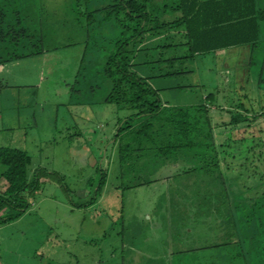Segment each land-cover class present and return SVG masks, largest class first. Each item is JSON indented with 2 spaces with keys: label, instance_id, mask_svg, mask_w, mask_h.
<instances>
[{
  "label": "rangeland",
  "instance_id": "obj_1",
  "mask_svg": "<svg viewBox=\"0 0 264 264\" xmlns=\"http://www.w3.org/2000/svg\"><path fill=\"white\" fill-rule=\"evenodd\" d=\"M40 1L39 8L35 7V2L29 4L33 9L36 8L38 15L35 14V17H38L35 21L39 19L38 23L43 22L45 28L46 23L53 19L61 21L66 17L64 26L65 29L67 28V33L63 43L61 40L57 42L56 31L39 33L37 36L34 34L31 57L36 58L54 47L70 45V47L65 46L62 52L59 50V56L54 59L55 61H51L48 67L42 68L46 74L44 77L48 78L47 72H50L49 82L54 77L55 83H65L74 77L79 64V60H76L77 54L80 51L82 54L85 48V27L79 29L78 25L85 24L86 5L82 0H50L49 3ZM14 15L18 16L16 13ZM35 30L39 31L38 28ZM3 37L5 41H0V52L3 50L6 54L4 47L12 51L14 45L8 41L10 37L4 35ZM262 37L252 56L248 54L246 59L239 55L235 56V60L243 65L250 60L247 68L249 81L245 68L236 67L230 70L228 67L235 64L217 60L214 54L179 61L170 60L174 57H186L189 54L185 48L163 51L160 47L167 42L163 35H152L138 43L134 49L147 50L135 54L132 64L136 65L131 70L141 78H149L148 85L158 91L160 102L166 108H182L204 103L209 91L217 90L212 106L216 110L224 109L226 113L237 97L226 91L231 79L236 86L244 89L248 87L250 90L257 84V76L264 79V29ZM96 39L95 31L87 33L89 43H93ZM66 49L68 50L65 51ZM80 65L85 64L80 62ZM39 69L38 62L34 63L32 70L27 69L29 83H36L34 74ZM162 75L165 76L160 77ZM0 81L3 83L2 86L8 83L7 77L2 76ZM52 87L51 83L40 82L38 89L45 97L43 101L46 107L55 110L53 103L56 101L49 92ZM98 87H94L92 93L84 87L82 96H74L71 103L92 98L93 101L101 102L108 90L102 87L101 83H98ZM12 90L17 91L15 88ZM30 91L36 93L37 89L32 87ZM1 101V104L5 105L2 106L3 108H10L11 103L8 99L1 96ZM17 102L23 103L19 99ZM68 106L69 103L59 106L56 122L53 126L50 125L52 128L46 129L44 133H38V140H49V142L37 148H35L36 144L33 146L28 144L24 150L31 160L28 173L34 171L35 174L44 177L40 179L37 193L27 196L28 210L14 221L0 224V264H157L162 261L166 264H177L170 259V251H177V248L182 249L184 246H186L184 249L194 250H187L188 252L184 253V256L189 258L186 260L188 264H227L231 259L233 264H241V259L247 256L244 248H238L234 252L226 245L216 247L217 244L226 241L213 242L212 237L210 238L211 234L200 238L192 232L188 236L191 238L190 243L177 244L174 242L176 233H173L172 237L166 236L161 227L166 222L167 227H173L175 223L179 224L180 221H176L174 217L175 187L173 185L179 173L187 171L189 167H197L196 161L191 158L185 160L182 156H170L161 160L143 157L144 160L138 163L139 167L134 171L136 175L134 179L130 177V171H126L120 177L118 164L111 162L115 157L112 150L114 139L103 140L109 134L115 135L120 120L131 112L110 104L91 107L84 105V109L88 107L89 111L76 116L75 111ZM103 106L105 109H101ZM63 112H68L72 120L70 121L69 118L63 120ZM13 122L10 120L9 123L15 125L16 122ZM80 122L94 130L89 133L82 132L78 127L81 125ZM94 124L97 126L95 127ZM256 126L261 130L264 138V123H257ZM80 135H82L81 141L76 149L75 137L78 138ZM140 167H145L142 173L139 171ZM101 170L107 175L106 183L97 200L90 204L95 199V189L100 181ZM46 173L50 174L49 178ZM138 183L144 184L123 189L125 186ZM3 189L4 186L0 187V190ZM261 191L263 190H257L249 195L255 198ZM168 214L170 217L164 221L162 216ZM218 217L221 219L223 213L218 212L215 219H219ZM178 219L180 220V217ZM220 222L222 223V220H219V224ZM221 227L219 225L217 230ZM224 228L222 227L223 231ZM211 233L213 234L214 231ZM252 235V231L247 232L248 238ZM230 242L228 241L227 244ZM244 246L253 250L257 244H252L247 239L244 241ZM144 250L147 254L141 259L138 255H143ZM151 250L153 252L150 254ZM192 254L198 256L197 262ZM180 264L185 263L180 262Z\"/></svg>",
  "mask_w": 264,
  "mask_h": 264
},
{
  "label": "trees",
  "instance_id": "obj_2",
  "mask_svg": "<svg viewBox=\"0 0 264 264\" xmlns=\"http://www.w3.org/2000/svg\"><path fill=\"white\" fill-rule=\"evenodd\" d=\"M82 1L86 6L96 7L90 12L84 9L88 26H107L109 32L99 35L102 38L98 42L86 44L88 57L86 61L82 59L85 65H80L81 80H76L77 84L94 90L101 83L108 92L98 103L131 112L120 120L113 136L115 157L111 162L118 164L120 177L130 171L133 178L138 163L147 157L161 160L182 156L196 161L197 167H189L177 176L173 185L175 203L188 202L197 217L223 213L226 239L231 242L216 247L226 245L234 252L244 248L247 256L241 259V264H264V138L256 126L264 123V79L257 76V84L251 90L236 86L231 79L226 91L237 97L224 113V109L212 106L217 90L209 91L204 103L166 108L158 91L148 85L149 78H141L131 70L136 65L132 64L135 54L147 50L134 48L152 35L167 39L160 47L163 51L185 48L189 54L172 61L215 55L224 50L242 49L245 59L248 54L252 56L264 29V0ZM14 33L17 40L20 36L16 30ZM234 64L228 68H245L249 81L250 60L244 65L238 61ZM92 79L95 86L89 85ZM29 165L30 158L24 152L0 148V181L5 182L0 190V211H5L0 224L9 223L28 210L27 196L38 190L44 176L36 173L29 181ZM143 168L140 167V173ZM45 175L50 177L48 173ZM106 177L101 170L95 199L90 204L100 196ZM257 190L263 191L251 198L249 194ZM180 216L176 215L177 221ZM251 231L253 235L248 238L247 232ZM247 239L257 247L247 249L244 246ZM227 264H233L232 259Z\"/></svg>",
  "mask_w": 264,
  "mask_h": 264
},
{
  "label": "crops",
  "instance_id": "obj_3",
  "mask_svg": "<svg viewBox=\"0 0 264 264\" xmlns=\"http://www.w3.org/2000/svg\"><path fill=\"white\" fill-rule=\"evenodd\" d=\"M32 2L33 3L35 2L34 3L35 7L37 6V8H39V3H41L40 0H0V35H2L0 36L1 37L0 41L2 42L5 41L4 39L5 37H3L4 35L6 37H10L8 41L12 42L14 45L12 51L10 50V48L4 47L6 54H4L3 50L2 52H0V78L2 76L7 77L8 80V83L6 82V85L4 86L1 85L3 83H1L0 81V97L2 96L8 99L11 103V105L9 106L10 108L5 109L2 107L5 105L1 104L2 101L0 102V148L14 149L22 152L26 150L28 144L29 146H33L34 144H36L37 146L35 148H37L38 146H43L46 142H49V140H43V141L38 140L39 139L38 133H42V132L44 133L46 129L50 130L52 128L53 124H55L56 122V114L59 106L63 104L67 105L69 103L68 106L69 109L74 110L76 116H78V114L80 113H84L86 111L88 112L89 111L88 107L91 106H99L102 104L108 106V104L98 103L96 101H93L94 100L93 98L90 100L85 99L84 101H80V102L78 101V103L75 104L71 103L72 99L75 98L76 96H82L83 93L82 90L84 89V87L81 86V83L77 84V81L81 80V77L78 74V70L80 68V62H82V59L83 58L86 59V54H85L87 52L86 44H90L87 40V33L89 31H95L96 38L100 40L102 37H99V35L102 34H104V36L107 35V33L109 32L108 27L97 26L95 28H91L88 26L87 20L86 21L84 20L85 24L83 25L79 24L78 25L79 29H83L85 27L86 41H85V48L83 49L82 54L81 51L77 54L76 60H79V64L77 66L75 75L73 74L74 77H72L70 80L68 79L67 82L65 83H61L62 85L55 83L54 77L53 80L49 82L51 79L49 75L50 72H47L48 78L44 77L46 74L44 73V71H42V68L45 66L48 67L51 61H55L54 59L59 56L58 54L59 50L62 52L65 49V46L70 47V45H65L63 47H54L51 49V51L50 50L46 51L44 54L42 53L38 57L32 58L31 52L33 47L32 44L34 42V40L32 41V36L34 34L37 36L39 33L42 34L43 32L56 31L58 34V36L56 37L58 38L57 42L61 40L63 43L65 41V33H67V28L65 29L64 26V23L67 21V18L63 17L62 18L63 20H61L62 23L58 19L57 20L53 19V21L46 23L45 28H43V22L39 21L38 23L39 19L37 20V22L35 21V18L38 16L35 17V14H37L36 8L33 9V7L29 5ZM42 2L49 3L50 0H42ZM85 8L87 11L89 10V12L91 10L94 11L96 9L94 5L92 6L87 5L85 6ZM15 13L18 16L14 15ZM25 14H28V16ZM97 20H98V16H97ZM36 28H38L39 31L35 30ZM75 28H77V25H75ZM14 30H16L17 34L20 36L19 39L17 40H14L13 38V35L16 34L14 33ZM34 31L36 32L33 33ZM97 39L95 40L96 42H98ZM67 50L68 49H66L65 51ZM241 50L220 51L215 54V57L217 60L230 61L231 63L232 62L234 63L236 61L235 56L239 55L238 51ZM9 51L11 52L9 53ZM242 52L244 53V51H241L239 55L241 57H243ZM36 62H38L40 69L36 74H34L36 75V83L31 84L27 81V71H28L27 69L32 70L34 63ZM92 81H89V85L91 86H93V83H95L94 79H92ZM40 82L53 84L52 90H49V92L55 98L56 102L53 103V107L55 108V110L53 108L51 109L49 107H46L43 101L45 97H43L42 93H39V89H38L40 86ZM32 87L37 89L36 93H31L30 89ZM12 88L17 89V91H13ZM77 89H81V91L79 93H74L73 91ZM85 89H87L89 93L93 92V90L86 88V86ZM18 99L21 100L23 103L21 104L17 102ZM84 105L88 106L87 108H85L86 110L84 109L85 107ZM101 109H105V107L103 106V108ZM62 115H63V120L67 118H69L70 121L72 120L68 112H63ZM10 120L16 122L15 125H13L12 123L10 124L9 123ZM51 124L52 126H50ZM80 124L81 125H78V127L79 130L82 129V132L89 133L94 130V129L91 130L89 128V125L86 126L81 122ZM94 126L96 127L97 125L94 124ZM81 136L82 135H80L78 138H76L77 136L75 137V140L77 141V143L75 144V146H77L76 149H78L79 142L81 141ZM113 136L114 135L109 134L106 138L104 137L103 141H107V140L113 141ZM24 153L26 154L27 152ZM30 164H31V160H30ZM30 166L31 165H29L28 170ZM35 175L36 174L34 171H30L28 173V180L32 181ZM4 185L5 182L1 180L0 187H3ZM4 213L5 211L1 210L0 216L4 215ZM177 214L178 216L181 215L180 216L181 220H179L180 222L178 221L179 224L175 223L173 227H167V222H166L163 223V225L161 226L166 236L172 237L173 233H176V240L174 241L175 243L177 244L184 242L190 243L191 238L188 237L190 235V232H192L193 235L200 236V238L201 237L205 238V236L211 234L210 238L212 237L211 240L213 242L226 241L225 244L228 243L229 240L226 239L227 233L225 227V220L223 218L220 219L219 217H218L219 219H215L217 214L211 213V215H203L197 217L196 212L194 209L191 208V205L183 200L174 203V217H176ZM169 217H170L169 214L162 216L164 221H166V219ZM186 218L188 221H186ZM210 218L213 221L210 220ZM219 220H222V223L220 222L219 224ZM219 225L225 227L224 228L225 231H223L222 227L220 230H217ZM153 226H155V224ZM213 231L214 233L212 234L211 232ZM184 247L182 249L179 247L177 248V251L174 252L170 251L171 254L170 259L174 260V262L177 264H180V262L188 264L186 260H189V258H186L184 256L185 255L184 253L186 252L183 251H187V250L194 251V250L184 249ZM156 250L159 251L158 248H156ZM152 252L153 250L150 251V254ZM146 254L147 253L144 250L143 255H138V257L141 256L139 258L142 259L146 257ZM187 256H191V255L187 254ZM165 257H167V255ZM192 257L196 259V262L198 261V256L196 254L195 255L192 254ZM164 262L165 261L158 262L157 264H166Z\"/></svg>",
  "mask_w": 264,
  "mask_h": 264
}]
</instances>
